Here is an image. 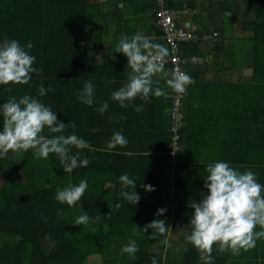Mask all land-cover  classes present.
<instances>
[{
  "label": "trees",
  "instance_id": "1",
  "mask_svg": "<svg viewBox=\"0 0 264 264\" xmlns=\"http://www.w3.org/2000/svg\"><path fill=\"white\" fill-rule=\"evenodd\" d=\"M165 3L195 9L190 15L195 38L179 42L180 54L203 58L210 54L204 62L185 69L195 82L187 86L182 97L183 122L178 129V148L172 155V176L165 171L172 134L166 112L172 90L165 78L153 77L165 93L161 97L152 96L148 102L137 97L127 108L111 99V93L126 83L130 71L126 56L115 52L120 39L135 33L160 34L154 0H0V43L14 39L25 47L31 42L33 47L27 50L36 58L33 67L42 69L33 73L27 84L0 85V105L12 96L30 95L49 106L58 121L75 123L76 128H66L64 135L75 132L95 149L73 146L70 154L90 163L70 173L63 171L55 154L48 159L34 158L32 149L10 150L0 158V264H84L91 242L99 244L102 264H152L153 258L157 264H201L198 250L186 241L191 233V203L201 199L188 193L207 192L203 180L206 166L226 161L240 172H254L264 185V0H256L252 6L253 18L248 15L247 0ZM229 11L234 12L232 20L224 21L221 17ZM204 34L211 36L202 39ZM151 40L163 45L160 39ZM164 67L169 71V64ZM224 67L239 72L234 80H204L205 71ZM86 81L95 89L91 107L77 99ZM41 83L55 91L39 96ZM103 102L108 103V109L101 115L96 109ZM210 102L218 109H208ZM136 106L142 111L136 112ZM216 110L241 112L242 134L236 140L232 131L224 133L222 147L206 152L201 164L194 163L184 148L188 143V125L184 124L193 121L197 113ZM114 132H122L128 143L105 151ZM43 134L58 135L47 128ZM193 170L199 173L196 177L188 174ZM123 174L136 181L134 191L140 197L136 205L119 194L118 177ZM82 179L87 180L88 188L74 206L56 201L57 189L78 185ZM142 185L154 190L145 191ZM117 204L121 206L117 208ZM158 209L166 211L157 216ZM82 214L99 216V220L74 225ZM154 219L184 230L176 236L184 243L176 254L162 243L173 234L143 231ZM151 233L154 239L148 238ZM46 240H51L47 249ZM133 243L138 248L134 257L122 253V247ZM212 257L213 264H264V240L236 255L231 251L221 254L214 245Z\"/></svg>",
  "mask_w": 264,
  "mask_h": 264
},
{
  "label": "clouds",
  "instance_id": "2",
  "mask_svg": "<svg viewBox=\"0 0 264 264\" xmlns=\"http://www.w3.org/2000/svg\"><path fill=\"white\" fill-rule=\"evenodd\" d=\"M188 17L190 16L186 18L189 19ZM32 47L31 42L22 47L19 41L14 39H4L0 43V85L27 84L33 73L39 74L42 71L33 67L36 58L27 50ZM115 52L126 56L130 69L126 83L111 93V99L118 102L121 108L129 107L137 97L148 102L152 96L158 98L165 95L163 89L158 86L159 81L153 79L157 75H162L167 87L180 94L195 82L191 76L178 68L166 71L164 65L170 55L169 49L162 44L154 43L141 33L131 37L123 36ZM54 91L55 89L50 86L45 88L41 83L38 94L42 97ZM94 97V85L91 81H86L77 99L91 107L95 103ZM107 109L108 103L103 102L96 111L103 115ZM134 110L140 112L142 107L136 106ZM120 119L126 117L121 116ZM0 125H2L0 158L7 156L10 150L27 152L32 149L34 158L48 159L50 154H55L63 165V171L70 173L77 167H87L90 163L87 158L80 159L78 154L71 155L73 146L77 149L87 148L95 151L75 132L63 134L68 127L76 128L74 122L65 124L58 121L55 112L49 106L30 95H24L19 99L12 96L0 105ZM46 128L49 133L58 135H44ZM127 143L122 132H114L104 150L110 151L117 146L125 147ZM205 171L207 175L203 180L207 192L199 202L191 203V233L186 236V241L198 250L201 264H213L214 245H218V252L221 254L231 251L236 255L242 249L247 251L255 248L258 240H264V185L257 181L254 172L250 170L240 172L224 161L209 163ZM118 181L121 185L120 196L129 204L136 205L140 199L134 191L136 181L130 179L128 174L119 176ZM142 187L145 191L154 190L150 185ZM87 188V180L82 179L78 185L57 189L55 199L72 207L81 199ZM120 206L116 205L117 208ZM165 211L158 209L156 215H162ZM92 220H99V216L89 217L82 214L76 218L74 225H86ZM257 227L260 231H256ZM148 229H155L156 233L161 235L171 230L165 221L158 219L145 225L143 231L147 232ZM148 238L154 239L155 236L151 233ZM162 243L169 246L167 238ZM121 251L134 257L138 248L133 243L122 247ZM152 264H157L155 258L152 259Z\"/></svg>",
  "mask_w": 264,
  "mask_h": 264
},
{
  "label": "crops",
  "instance_id": "3",
  "mask_svg": "<svg viewBox=\"0 0 264 264\" xmlns=\"http://www.w3.org/2000/svg\"><path fill=\"white\" fill-rule=\"evenodd\" d=\"M200 1L201 0H198L199 3ZM203 1H207V0H203ZM247 3H249V7H250L249 8L250 13H248V15L250 16V18H253L254 9L252 6H254V4L256 3V0H247ZM202 14L204 13L202 12ZM221 18L223 19V17ZM223 20L227 21L228 19L227 20L223 19ZM206 55L208 58H210V54H206ZM237 73L238 71H234L232 69L225 68V67L221 68L220 70H207L204 72V80L206 82L228 83L234 80V78L237 76ZM213 106L215 109H218V107L211 102L207 105V108L210 109V107H213ZM242 115L243 114L239 111H228V112L227 111L221 112L217 110L216 111H204V113H197L193 117L195 118L193 119V121L191 122L186 121L184 125H188V131H187L188 132V143L186 144V146H184V148H186L189 151L190 156L194 158L193 162L201 164L202 162H204L203 161L204 159L202 157L207 156L206 152L216 150L217 146L222 147L221 145L222 143L220 142L222 138L224 137V133H228L229 131L230 132L232 131L231 136L235 135V139L237 140L238 139L237 135L242 134L240 130L243 129V125L241 122H239V120L242 118ZM252 117L253 116L251 115V118ZM172 155L173 153L172 154L170 153L169 162L165 166V171L168 172L170 176H172L174 172V164H175V160L173 159ZM190 168L197 169L193 167H190ZM188 174L193 175V177H196L195 175L199 173L198 171L193 170L189 172ZM199 180H196V181L198 183H201V181ZM194 191L195 192L191 191L188 193L189 195H191V198L202 199L203 195L206 194L205 191L203 190L202 191L194 190ZM170 229L171 230L169 232L171 234H173V232H176V231L179 232L178 234H184V230L182 229L173 228V227H170ZM170 239H173V236L170 237ZM170 239H169V245L172 243ZM177 241H178V244L176 245L177 248L181 247L184 244L183 241L179 239H177ZM176 251L174 252L170 251V252H172V254H176Z\"/></svg>",
  "mask_w": 264,
  "mask_h": 264
},
{
  "label": "built area",
  "instance_id": "4",
  "mask_svg": "<svg viewBox=\"0 0 264 264\" xmlns=\"http://www.w3.org/2000/svg\"><path fill=\"white\" fill-rule=\"evenodd\" d=\"M154 3L155 24L159 27L160 34L145 36L150 39H160L163 46L169 49L170 55L166 58L165 63L169 64V72L178 68L180 71L186 73L185 69L187 65L204 62L207 55L204 58L198 55H181L179 50V42L195 38L193 33L195 25L185 16L186 14L190 16L194 13V9L187 6L173 8L167 6L165 0H154ZM210 36L211 35L204 34L202 39L209 38ZM184 93L180 94L172 90L169 106L166 110L170 119L168 129L172 133L170 138L171 149L169 150L171 154L174 153L175 149L178 147V129L183 122L182 97Z\"/></svg>",
  "mask_w": 264,
  "mask_h": 264
},
{
  "label": "rangeland",
  "instance_id": "5",
  "mask_svg": "<svg viewBox=\"0 0 264 264\" xmlns=\"http://www.w3.org/2000/svg\"><path fill=\"white\" fill-rule=\"evenodd\" d=\"M95 1V0H93ZM97 1H102V0H97ZM203 12V11H202ZM236 12V11H235ZM229 14H231L229 16ZM234 15V12L233 11H229V12H225L222 17L223 19L227 20L230 22L232 20V17ZM185 16H188V14H186ZM190 19V17H188ZM239 73V72H238ZM240 73H248L246 72V70L244 71H240ZM234 74V72H233ZM179 232L176 231V232H173L174 236H173V239H170V241L172 242L169 246H166V248H168L170 251L174 252L177 250V244H178V241H177V234ZM51 244V240H46L44 242V248L47 249L49 247V245ZM88 249H89V255L87 256L86 258V261L84 262V264H102L101 262V259H100V247H99V244L97 242H91L89 243L88 245Z\"/></svg>",
  "mask_w": 264,
  "mask_h": 264
}]
</instances>
